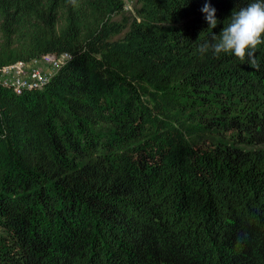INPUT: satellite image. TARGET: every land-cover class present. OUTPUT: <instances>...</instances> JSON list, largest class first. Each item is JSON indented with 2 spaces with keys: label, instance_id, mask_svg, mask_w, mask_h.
<instances>
[{
  "label": "trees",
  "instance_id": "16d2710c",
  "mask_svg": "<svg viewBox=\"0 0 264 264\" xmlns=\"http://www.w3.org/2000/svg\"><path fill=\"white\" fill-rule=\"evenodd\" d=\"M133 1L0 0V68L71 55L0 86V264H264V44L198 51L255 0Z\"/></svg>",
  "mask_w": 264,
  "mask_h": 264
},
{
  "label": "clouds",
  "instance_id": "9594fccd",
  "mask_svg": "<svg viewBox=\"0 0 264 264\" xmlns=\"http://www.w3.org/2000/svg\"><path fill=\"white\" fill-rule=\"evenodd\" d=\"M201 11L209 29H215L219 23L216 9L206 3ZM224 24L219 35L212 33L209 41L200 44L198 51L201 56L209 51L217 56L221 53L234 54L241 61L247 58L250 66L258 70L260 65L256 51L258 45L264 44V0H255L239 11L235 9Z\"/></svg>",
  "mask_w": 264,
  "mask_h": 264
},
{
  "label": "built area",
  "instance_id": "2783aa9c",
  "mask_svg": "<svg viewBox=\"0 0 264 264\" xmlns=\"http://www.w3.org/2000/svg\"><path fill=\"white\" fill-rule=\"evenodd\" d=\"M71 55L47 53L29 61L19 60L0 68V86L18 94L43 89Z\"/></svg>",
  "mask_w": 264,
  "mask_h": 264
},
{
  "label": "rangeland",
  "instance_id": "374dc122",
  "mask_svg": "<svg viewBox=\"0 0 264 264\" xmlns=\"http://www.w3.org/2000/svg\"><path fill=\"white\" fill-rule=\"evenodd\" d=\"M134 6H135V2L133 0H126V12L127 13H135Z\"/></svg>",
  "mask_w": 264,
  "mask_h": 264
}]
</instances>
